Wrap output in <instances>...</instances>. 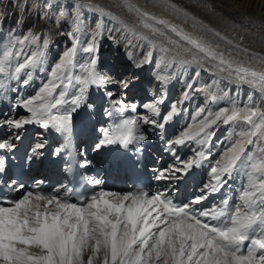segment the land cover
<instances>
[{
	"label": "snow or ice",
	"instance_id": "obj_1",
	"mask_svg": "<svg viewBox=\"0 0 264 264\" xmlns=\"http://www.w3.org/2000/svg\"><path fill=\"white\" fill-rule=\"evenodd\" d=\"M118 6L134 17L131 26L124 25L129 32L142 38H156L163 52L175 53L184 63L210 65L230 80L249 85L264 100V55L225 41L238 55L247 57L246 61H237L231 53L225 56L217 52L203 39L142 10L131 0H123ZM167 6L181 11L175 4ZM80 31L77 13L70 33L72 46L50 69L43 67L47 40L32 51H28V47L36 45L41 37L14 36L7 42L0 41V94L14 92L18 100L12 107L27 113L23 117L5 115L2 121L16 140L21 138L27 125L33 124L70 135L73 114L82 106L93 108L86 102L93 86L108 89V85H115L125 97L136 86L135 73L127 77L121 75L118 79L102 74L98 70L101 33L97 30L82 45L77 35ZM214 36L219 37V33ZM78 51L88 54L85 62L76 59ZM151 63L152 52L149 51L143 62H133V67L142 68ZM37 68L47 71L46 81L34 94L20 98V92L30 84ZM210 88L187 85L192 91L208 92V99L215 102L219 98ZM105 95L112 100V111H105L104 115L113 122L100 129V136L93 145L97 152L110 146L124 149L135 146L139 151L141 143L148 139L143 125L163 130L180 112L175 102L162 112L159 104L164 100L161 98L159 104L139 106L159 120L146 115L125 116L129 109L136 113L138 105L112 99L115 92L111 89ZM188 95L186 90L183 96L187 99ZM193 122L195 127L189 124L169 143L184 145L195 141L200 149L188 159L175 156L178 163L161 170L156 175L157 180H180L205 162H211L215 131L210 129L213 126L235 125L241 131L211 164L210 179L188 203L178 202L167 192L153 193L144 188L123 192L101 188L90 195L75 193L67 187L63 191L54 188L45 192L41 181L28 185L11 175L4 177L5 158L0 155V264H264V103L258 105L249 95L247 103L232 102L215 113L201 107ZM42 147L36 144L32 148L33 155ZM14 150V142L0 138V153ZM89 163L84 161L81 167ZM107 163L119 168L125 161L114 157ZM237 178L243 183L238 192L232 190L236 194L233 200L225 194V189H231L230 182ZM88 183L98 186L102 181L94 178ZM209 195L220 196L219 203L194 207L201 205Z\"/></svg>",
	"mask_w": 264,
	"mask_h": 264
},
{
	"label": "bare ground",
	"instance_id": "obj_2",
	"mask_svg": "<svg viewBox=\"0 0 264 264\" xmlns=\"http://www.w3.org/2000/svg\"><path fill=\"white\" fill-rule=\"evenodd\" d=\"M61 1L62 0H49L51 5H57ZM66 2L73 3L76 7L77 13L79 14L81 31L77 35L79 36L82 45H85L91 36L97 33V30L101 33V37L99 38V58L103 42L110 31L109 28L111 25L117 24L121 27L124 35L128 36L130 40L133 37L138 36L129 32L124 27L125 24L131 26L134 22V17L129 15L122 7L118 6L123 4V0H66ZM131 2L139 6L142 10H145L159 18H163L171 24L177 25L180 29L191 34L193 37L203 39L206 43L215 48L217 52L224 53L225 56H228L231 53V56L237 61H246L247 57L244 55H238L237 52L233 50L232 45L238 44L242 49L247 48L250 52L264 55V18H262V11H264V9H262V5H264V0H131ZM169 3L175 4L181 11H174L169 8L167 6ZM81 8L85 9L84 13L81 12ZM72 32L73 27L71 33ZM215 33H219V37H215ZM220 37H225L227 41L232 42V45L226 44L224 39L222 40ZM142 39L146 42L149 41L151 46L154 47L153 49H161V44L157 42L156 38L149 37L141 38V40ZM151 52V64H145L142 68H135L132 63L131 68L127 67L128 64H122L124 69L121 73H118L120 76L126 74L127 72L128 74L126 75L128 76L132 73H138L137 76L141 78L140 81L138 79L134 80L136 86L128 91L126 97L122 96V99H128L127 102L125 101L127 104L138 105L136 113H132L129 109L125 112V116L146 115L151 117V113L147 112V110L142 107H139L138 103L141 99L137 100L138 103L137 101L131 102V100H129L132 96H134V94L137 96L142 95L145 98L149 97L153 103L157 104H159L160 99L163 98L164 103L159 104V106L162 112L167 109L170 98L173 95L171 84H169L167 79V76L171 71L173 61L181 62L184 65L190 66V71L194 77V80H191L190 83L193 86H196L199 82H205L207 86L208 84L211 85L215 82H220L223 93L222 95L217 96L219 98L217 101L211 103V112L213 113L218 111L221 107L230 106L232 102L243 105L247 103L249 95H251L256 102L261 101L260 104L264 103V100L261 99V94L258 91L251 88L249 85H241L233 80H230L225 74L217 72L210 65L184 63L179 57H175V53L168 52L167 55L169 56L171 63L161 70L159 68V63L156 65L154 63L157 54L154 50ZM87 58V53L78 51L76 59L79 62L83 63L87 60ZM253 66L259 67V65ZM99 67L100 65L98 62V70L101 71ZM151 71L153 73L149 76L150 82H148L149 78L147 75L149 74L147 72ZM197 73H199V75H197ZM45 74L46 71H34L30 84L23 88L20 92V98L33 94L36 86L39 83L41 84ZM116 76H114V78H116ZM222 79L224 81H222ZM147 83H150L149 86L151 87V91L149 92L150 95L148 97L145 92L146 87L143 86V84ZM108 86L112 85L110 84ZM96 88L97 87L95 86L91 87L86 97L87 104L92 105V102L96 101V105H93V108L91 109H85V107L82 106L76 113L73 114V125L70 135L66 136L61 133H57L52 129L45 130L34 124L27 125L22 130L21 137L27 130L37 131L39 133L38 138L40 139L36 141V144H40L39 141H41L43 145V147L38 150V154L33 155V158L31 159L32 162L37 161L39 166L46 167L47 159L48 157H52L55 149L59 151L57 152L56 150L53 158L61 151H69L72 148L71 140L86 136L89 133L90 127L93 128V135H96L100 128H94L95 122H101V118L105 119L107 126L109 123L113 122L106 115H104L105 111H112V100L107 98L105 104L106 106L103 108L102 101L103 98L106 97L105 90L104 88H97V91ZM95 91L97 93L96 96H94ZM132 91H134V94L131 93ZM225 93H227V96L224 95ZM188 96H190V94ZM17 100L18 98L14 92L6 95V98H3L2 95L0 96V129H2L0 130V137L11 140L15 143V145L19 143L21 138L16 140L15 136L11 134L12 130L3 126L2 121L5 115L13 117L17 114L21 117L27 115L25 110L19 107H12L15 105L14 101L17 103ZM89 112L91 113L90 116L87 115ZM151 118L159 120V117ZM192 121L193 118H190L187 112H183L182 108V110L180 109V112L174 116L173 120L166 124L163 130L152 128L149 125H143L148 139L141 143L144 147L141 149L146 153H153V150L156 152L160 150L163 151V153L160 154L161 158L160 163L158 164L159 167H156L157 174L161 170L168 169L174 164H177L178 162L175 160V156H179L181 159H188L194 155L195 151L200 149V146L196 144L195 141H189L184 145H171L169 143L170 141L178 138V136L189 124H193ZM177 126L180 127L178 134L167 139L168 136L175 131ZM193 127H195V124H193ZM220 127L221 125H216L210 129V131H215V138L212 141L214 147L211 149L213 154L211 162H205L201 167L193 169L188 175L182 176L180 180H157L155 178L161 188V192H167L173 197L178 190L184 186L183 194L185 196L186 203H188L194 196L200 194V189L210 178L208 169L209 166L214 163L213 158H217V155L223 151V148L226 149L228 142L231 141V139H229V141L227 140L225 145L218 148L216 140ZM155 133L157 135H155ZM173 153H175V155H173ZM39 175L43 176L44 174L41 173ZM241 182L242 179L240 178L239 181L236 180L235 182H230L231 188L234 187L235 192H237V189L241 187ZM101 188L110 191H119L114 184L100 185L99 190ZM217 196L218 195H209L201 205H194V207L201 208L217 204L219 203Z\"/></svg>",
	"mask_w": 264,
	"mask_h": 264
},
{
	"label": "rangeland",
	"instance_id": "obj_3",
	"mask_svg": "<svg viewBox=\"0 0 264 264\" xmlns=\"http://www.w3.org/2000/svg\"><path fill=\"white\" fill-rule=\"evenodd\" d=\"M65 2L66 0H62L61 2H59L57 5H59L60 8L59 10H57L56 8L50 6L51 4L49 0H0V41L7 42L14 36L22 38L25 35H35L41 37L36 45H30L28 47V51H32L35 50L37 46H42L43 41L47 40V47L44 48L45 64L43 65V67L45 69H50L54 65V63L59 60L64 51L71 48L73 43V39L70 33L73 27L74 18L77 15V11L73 3L66 2L65 4ZM80 10L82 13L85 12L84 8H81ZM61 12L63 13V15H61ZM109 29L110 31L108 32V35L106 36L100 51L99 69L101 70L102 74L113 78L117 75L116 78L118 79L120 76L118 73H121L124 69L122 64H128L127 67L131 68L133 62H142L145 53L149 52L150 50H154L157 54L154 63L155 65L159 63V68L161 70L171 63L167 53L163 52L162 49H153L154 47L151 46V43L149 41L146 42L143 39L141 40V36L133 37L130 40L128 36L124 35L121 27H119L117 24L111 25ZM223 38L224 41H227L225 37ZM180 63L181 62L173 61L171 71L167 76L169 84H171L173 94L170 98L168 107L171 103L175 102L177 103V107L181 110L183 108V112H187L190 118L195 117V113L201 107H204L206 111H211L212 102L208 99V92L192 91L190 89H187V85L191 80H194V77L192 76V73L190 71V66ZM40 70V68H37L34 71L40 72ZM147 73L149 74L147 75V77L149 78L148 82H150L149 76H151L153 72L151 71ZM126 74H128V72ZM126 74H123V76H128ZM137 75L138 73H136L134 80L138 79L140 81L141 78ZM47 76L48 73L46 71L45 77L44 79H42L41 84L43 83V81H46ZM222 81L224 80L222 79ZM149 85L150 83L143 84V86L146 87L145 92L147 94V97L150 95L149 92L151 91V87ZM203 86H207V84L205 82H199L196 86H193V88H200ZM208 86H211L210 91L216 96L222 95L223 89L220 85V82H215L211 85L208 84ZM38 87L39 86H37L36 89ZM108 89H111L115 92V96L113 98L122 99V96L120 95V92L117 90L115 85L108 86ZM108 89H104L105 93ZM96 90L98 91V89ZM186 90L190 94L187 99H185L183 96V93ZM131 93L134 94V91H132ZM94 96H96V94ZM105 99L106 97L103 98L102 101V104L104 106L106 104ZM138 99H141L139 103L137 101L139 106L147 103H153L152 100L149 99V97L145 98L142 95L137 96L135 94L129 100H131V102H136V100ZM125 101L127 102L128 99L126 98ZM95 102L92 105H95L97 103ZM260 102L256 103L260 105ZM196 119L198 120L199 118ZM192 123L194 124L193 121ZM218 125H221L216 140V143L217 141H220V143L216 144L218 148H221L223 145H225L227 140H234L236 135L241 131V129L235 125H224L222 123ZM179 130L180 127L177 126L175 131L171 135H169L167 139H169V137L173 135L178 134ZM155 135L157 134L155 133ZM228 146L229 142L227 144V147ZM221 152L217 155V158H213L214 163L215 160L219 158ZM236 180L239 181V178H237ZM242 183L243 181L241 182V185Z\"/></svg>",
	"mask_w": 264,
	"mask_h": 264
}]
</instances>
